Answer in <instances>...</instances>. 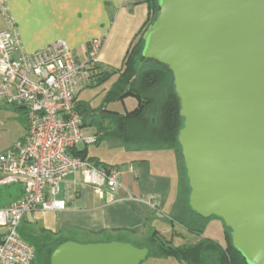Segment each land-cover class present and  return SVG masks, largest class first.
<instances>
[{
  "label": "water",
  "instance_id": "obj_1",
  "mask_svg": "<svg viewBox=\"0 0 264 264\" xmlns=\"http://www.w3.org/2000/svg\"><path fill=\"white\" fill-rule=\"evenodd\" d=\"M141 57L171 73L189 209L264 264V0H156ZM147 247L65 241L49 264H141Z\"/></svg>",
  "mask_w": 264,
  "mask_h": 264
},
{
  "label": "crops",
  "instance_id": "obj_2",
  "mask_svg": "<svg viewBox=\"0 0 264 264\" xmlns=\"http://www.w3.org/2000/svg\"><path fill=\"white\" fill-rule=\"evenodd\" d=\"M148 12V0H0V27L8 29V20L12 21L19 42L18 53H31L62 40L84 58L87 43L100 38L99 65L116 69L121 66L130 44L146 22ZM0 110L15 123V136L0 143V152H3L25 136L27 119L19 106L0 101ZM87 130L88 133L99 131L93 124ZM105 140H111L108 145L116 149L111 156H98L95 154L98 148L89 152L87 147L88 155L107 166L118 167L119 187L112 194L99 198L89 185L82 183L78 172L69 173L55 195L56 199L64 200V208H37L25 213L19 223L20 237L32 246L34 252L37 253L39 245L49 248L65 241L117 240L139 244L145 242L154 230L175 243V235L171 232L175 226H171L169 215L177 202L180 171L174 151L133 147L123 142L118 144L117 139L108 137L97 145ZM83 147L78 145L76 148ZM22 195L19 184L0 185V207L8 206ZM168 226L170 229L166 230ZM201 237L225 243L224 237ZM45 251H39V257ZM34 255L33 264H40L37 254ZM143 264L179 263L166 259L149 260Z\"/></svg>",
  "mask_w": 264,
  "mask_h": 264
},
{
  "label": "built area",
  "instance_id": "obj_3",
  "mask_svg": "<svg viewBox=\"0 0 264 264\" xmlns=\"http://www.w3.org/2000/svg\"><path fill=\"white\" fill-rule=\"evenodd\" d=\"M8 23V29L0 27V101L24 110L27 132L0 152V185L19 184L23 191L21 198L0 207V264H32L34 250L17 230L23 215L37 208L63 209L64 200L55 195L69 173L78 172L82 183L104 198L119 187L120 171L70 154L98 137L85 132L76 99L92 82L90 68L98 64L102 39L87 43L84 58L62 40L18 53L14 25Z\"/></svg>",
  "mask_w": 264,
  "mask_h": 264
},
{
  "label": "trees",
  "instance_id": "obj_4",
  "mask_svg": "<svg viewBox=\"0 0 264 264\" xmlns=\"http://www.w3.org/2000/svg\"><path fill=\"white\" fill-rule=\"evenodd\" d=\"M148 1L149 12L146 22L130 44L121 66L116 69H106L98 63L90 68L94 86L115 77L111 88L105 94L104 103L113 100L120 101L127 96L136 99L135 106L123 113L107 110L104 106L100 108L101 117L107 119L108 123L105 127L102 124L103 120H101L95 125L101 132L95 144H99L104 137H110L133 147L149 146L156 149H171L176 154L180 171L181 157L176 143V135L181 127L182 119L178 114V100L173 91L171 73L164 65L141 57L142 33L147 25L153 21L157 12L156 0ZM76 109L83 116L84 124L87 115H90L92 111L94 112V109H91L89 105L81 104L77 99ZM104 127L105 131H102ZM84 146L81 149L70 150L71 156L91 162L95 166H107L95 157L89 156L87 145ZM181 165L185 176L182 161ZM185 180V193L183 197L181 195V200H179L181 179L179 181L177 202L173 212L169 215L170 224L171 226L177 225L186 232L201 237L205 223L209 219H203L189 209L187 204L189 189L186 176ZM180 202L183 204L181 210L177 208ZM223 233L224 244L211 238L201 237L193 244L174 245L171 238L167 239L157 230H154L145 242L132 244L148 248V256L145 262L172 259L179 264H245L241 255L231 246L229 231L224 227ZM172 235L180 234L173 229ZM58 244L60 243L57 242L55 246L49 248L46 245L38 246L37 253L36 251L34 253L40 259L38 260L40 264H49L50 255ZM41 250L45 253L39 257L38 252ZM34 261L35 255L32 264Z\"/></svg>",
  "mask_w": 264,
  "mask_h": 264
},
{
  "label": "rangeland",
  "instance_id": "obj_5",
  "mask_svg": "<svg viewBox=\"0 0 264 264\" xmlns=\"http://www.w3.org/2000/svg\"><path fill=\"white\" fill-rule=\"evenodd\" d=\"M112 78H109L108 80L104 81L102 84L98 86H94L92 84L93 82H91L89 86L83 88L79 92L78 97H77L79 103L81 104L85 103L89 105L91 109H94V112L92 111L91 115H87L89 117H87V120L85 121V124H84L85 132L88 131L87 130L88 126H90L93 123V121H94L93 126L96 127L95 125L97 124V122L103 120L102 124L103 126L106 127V124L108 123V121L103 116H102L103 117L102 119L101 114L99 113V110L101 107L104 106L107 110L118 111L120 113H123L127 110L132 109L136 104V99L132 96L124 97L120 101L113 100V101H107L105 103L103 102L106 92L111 88V85L114 81V79ZM105 127L102 131H105ZM94 133L97 134V136L101 134L100 131H95ZM14 136H15V123L8 119V115L5 112L0 110V143L7 141L9 138H12ZM109 141L111 140L102 141L100 145H96L95 144L96 142L87 145V147L89 148V152H91V150L98 148L95 153V154H98V156L103 155L106 158L108 156H111L115 152L116 149H114L113 147L110 148L108 144H110L111 142L108 143ZM116 142H118V144L122 143L119 140H116ZM80 146H82V144H80ZM180 179H181V192H180L179 200H181V198L184 196V193H185L184 185L186 183L185 176L183 174V168L181 165V160H180ZM177 208L181 210L183 208V204L180 202ZM222 227L223 225L221 224L219 220H215V218H211L205 223V227H204V230L201 236H209V237H213L217 239H222L224 237ZM169 229H170L169 226L166 227V230H169ZM174 229L178 231V234H180V235L173 236V239L175 242L174 244H178V245L193 244L198 239L201 238L200 236L186 232L182 228H179L177 225H175ZM171 232H173V230Z\"/></svg>",
  "mask_w": 264,
  "mask_h": 264
}]
</instances>
